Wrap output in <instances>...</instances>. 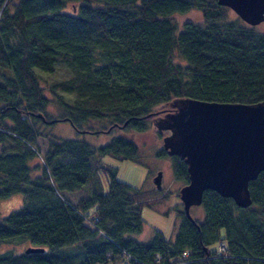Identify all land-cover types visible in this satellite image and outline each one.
<instances>
[{
  "label": "trees",
  "instance_id": "1",
  "mask_svg": "<svg viewBox=\"0 0 264 264\" xmlns=\"http://www.w3.org/2000/svg\"><path fill=\"white\" fill-rule=\"evenodd\" d=\"M229 10L216 0H0V199L22 196L0 220V243H26L0 264H264V172L248 183L249 207L207 190L201 222L180 211L173 240L155 231L140 243V210L160 189L136 190L102 162L134 160L125 134L147 131L178 99L264 101V31ZM191 11L200 22L173 19ZM60 63L68 77L48 82ZM60 122L112 137L97 148L60 139ZM157 156L188 182L182 160Z\"/></svg>",
  "mask_w": 264,
  "mask_h": 264
},
{
  "label": "water",
  "instance_id": "2",
  "mask_svg": "<svg viewBox=\"0 0 264 264\" xmlns=\"http://www.w3.org/2000/svg\"><path fill=\"white\" fill-rule=\"evenodd\" d=\"M249 26L264 22V0H216ZM176 111L153 122L162 149L186 166L188 182L179 190L184 216L194 223L192 207L207 190L230 198L236 207L251 205L248 183L264 172V101L255 104L207 102L181 98ZM160 189V174L154 178ZM28 247L25 254L42 253Z\"/></svg>",
  "mask_w": 264,
  "mask_h": 264
},
{
  "label": "rangeland",
  "instance_id": "3",
  "mask_svg": "<svg viewBox=\"0 0 264 264\" xmlns=\"http://www.w3.org/2000/svg\"><path fill=\"white\" fill-rule=\"evenodd\" d=\"M74 8V6H73ZM66 12L72 10L71 5H67ZM230 11V10H229ZM232 15H235L230 11ZM175 22L180 25L186 21L200 22L201 14L197 11H191L187 14L174 16ZM260 31H264V22L256 26ZM68 77L66 68L62 63L57 65L56 73L53 76L47 77V81L59 80ZM42 86L46 83L41 81ZM44 94L49 97L47 91ZM160 110V109H159ZM89 126L93 129L99 127L96 123H90ZM53 136L60 139H77L84 140L94 148L102 146L112 137L111 134L99 133H77L68 123H56L51 128ZM114 135H120L119 131H114ZM167 133L156 129L154 124L149 123V129L143 133L128 132L125 135L130 138L138 148L137 157L134 160H116L109 156L102 158L105 166L115 170L116 180L123 182L132 188L145 191V194L153 191H159L154 184V178L160 174V193H155L154 197L148 194V200L151 201V206H143L140 210V216L143 221V229L140 234L134 235L132 238L140 243L148 242L153 238L155 231L160 232L165 239L173 240L177 225L180 222L178 213L182 211V204L179 200V190L185 185L183 180L176 179L173 173L172 162L168 157H159L157 153L162 149V138ZM40 150L44 151L43 141L40 140ZM102 188L105 191L107 188V177L101 172H98ZM157 191V192H158ZM22 203L20 194H13L4 199H0V220L6 218L10 213L16 211ZM190 215L197 221L203 219V211L200 206L192 207ZM18 238L0 243V255H17L24 249L26 243ZM219 244L213 242L209 244V251L213 252L218 249Z\"/></svg>",
  "mask_w": 264,
  "mask_h": 264
},
{
  "label": "built area",
  "instance_id": "4",
  "mask_svg": "<svg viewBox=\"0 0 264 264\" xmlns=\"http://www.w3.org/2000/svg\"><path fill=\"white\" fill-rule=\"evenodd\" d=\"M218 253H222L224 252L225 250V245L223 243H219V246H218Z\"/></svg>",
  "mask_w": 264,
  "mask_h": 264
},
{
  "label": "flooded vegetation",
  "instance_id": "5",
  "mask_svg": "<svg viewBox=\"0 0 264 264\" xmlns=\"http://www.w3.org/2000/svg\"><path fill=\"white\" fill-rule=\"evenodd\" d=\"M166 133H168V132L166 131Z\"/></svg>",
  "mask_w": 264,
  "mask_h": 264
}]
</instances>
